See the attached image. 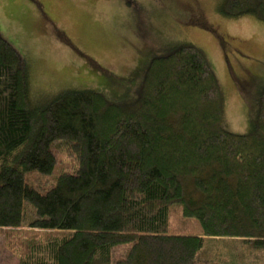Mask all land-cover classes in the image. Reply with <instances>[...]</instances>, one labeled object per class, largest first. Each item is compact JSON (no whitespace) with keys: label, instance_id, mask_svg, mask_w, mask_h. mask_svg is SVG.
I'll return each instance as SVG.
<instances>
[{"label":"trees","instance_id":"1","mask_svg":"<svg viewBox=\"0 0 264 264\" xmlns=\"http://www.w3.org/2000/svg\"><path fill=\"white\" fill-rule=\"evenodd\" d=\"M218 11L264 22V0ZM135 95L75 89L41 107L0 37L6 248L19 264H264V86L249 132L228 131L216 74L184 42L154 55ZM176 213L200 232H175Z\"/></svg>","mask_w":264,"mask_h":264},{"label":"rangeland","instance_id":"2","mask_svg":"<svg viewBox=\"0 0 264 264\" xmlns=\"http://www.w3.org/2000/svg\"><path fill=\"white\" fill-rule=\"evenodd\" d=\"M219 3L0 0V37L23 59L41 107L75 89L100 91L120 101L136 99L141 75L154 55L192 43L204 52L219 81L225 128L246 134L249 111L264 86V22L252 16L223 17ZM180 218L177 213L171 217L175 232H200L195 220L197 225ZM0 264H19L3 237Z\"/></svg>","mask_w":264,"mask_h":264}]
</instances>
